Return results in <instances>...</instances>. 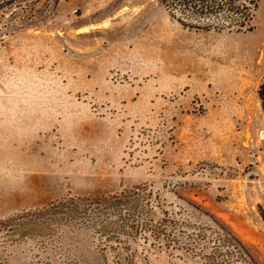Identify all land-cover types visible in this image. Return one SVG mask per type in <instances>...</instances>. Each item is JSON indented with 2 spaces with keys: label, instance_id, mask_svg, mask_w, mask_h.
<instances>
[{
  "label": "rangeland",
  "instance_id": "obj_1",
  "mask_svg": "<svg viewBox=\"0 0 264 264\" xmlns=\"http://www.w3.org/2000/svg\"><path fill=\"white\" fill-rule=\"evenodd\" d=\"M252 1L251 31L183 27L160 0H60L0 27V220L145 186L154 219L218 220L264 264V0ZM105 243L90 227L0 229V264H110ZM131 247L138 264H197Z\"/></svg>",
  "mask_w": 264,
  "mask_h": 264
},
{
  "label": "trees",
  "instance_id": "obj_2",
  "mask_svg": "<svg viewBox=\"0 0 264 264\" xmlns=\"http://www.w3.org/2000/svg\"><path fill=\"white\" fill-rule=\"evenodd\" d=\"M60 0H0V27L10 20L39 21ZM168 16L195 30L251 31L256 4L252 0H160ZM7 19V21H3ZM264 112V77L257 88ZM152 194L145 186L105 195L66 196L39 208L17 212L0 220L9 239L28 235L52 237L64 226L90 227L114 250L110 264H138L131 241H150L154 247L178 250L199 264H256L244 242L225 224H190L161 210L153 218ZM264 218V212H261ZM111 243V244H109Z\"/></svg>",
  "mask_w": 264,
  "mask_h": 264
}]
</instances>
